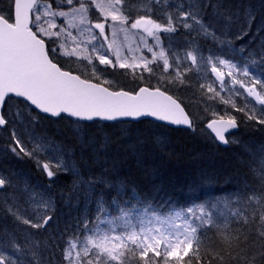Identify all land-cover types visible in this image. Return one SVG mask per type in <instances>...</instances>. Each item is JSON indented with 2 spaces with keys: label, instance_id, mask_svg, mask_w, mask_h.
<instances>
[{
  "label": "rangeland",
  "instance_id": "374dc122",
  "mask_svg": "<svg viewBox=\"0 0 264 264\" xmlns=\"http://www.w3.org/2000/svg\"><path fill=\"white\" fill-rule=\"evenodd\" d=\"M80 2H85V0H80ZM100 2L107 4L111 0H100ZM179 3H186V0H179L177 2H174V0H121L120 7L123 10V15L133 22L141 15H144L166 26L167 14H171L174 6ZM78 7V4H73V8ZM60 11L69 13V15L64 17L49 15V12L59 13ZM73 15H75L74 20ZM233 17L235 19L234 23H236L234 24L235 26L243 24V15L240 14L237 18L235 15ZM87 21V24L80 23L79 14L73 13L72 9L68 6L66 10H57L49 5V3L40 2L33 11V26L39 35L51 40L49 44L53 57L76 72L78 70L82 71L90 75V78L99 80L110 86L117 85L118 77L113 72H127L130 75H134L139 81L148 80L155 85L165 84V86L172 88L176 86L188 88L187 92L189 93L183 94V98L186 101H189L190 92H192L191 88H202L205 95H218L230 100V107L235 99H239L242 105H250V109L264 112V108L253 104L244 96L243 88L247 85L241 83L245 79L246 67L250 71L259 74L261 66L258 64L256 56L245 59L247 52L242 56L237 51L238 42L232 46L227 44L217 45L210 37L207 38L202 34L199 35L195 29L190 31L182 28L173 33H159L160 41L157 42L154 36H148L142 29H132L127 20L123 24L119 21L113 22L110 18L105 20L103 16H100L95 7L89 8ZM98 22L105 23V33L101 28L96 27V23ZM216 23L221 24L220 28L224 27L223 20H217ZM216 25L214 26V30L218 31L219 28ZM89 27L91 30L88 29ZM253 29L256 30V28L252 27L251 30ZM228 31H230V35L233 32L231 29H228ZM164 37L169 38L165 39ZM199 40H204V43ZM233 53L237 55V61L227 58L228 55ZM222 61L223 63H221ZM254 61L257 62L254 63ZM211 68L218 69L224 75L225 81L222 84L218 85L209 78ZM260 75L261 79L264 80V73ZM201 97L199 95L198 99ZM225 111V113L233 115L231 108ZM212 112L217 113V108L212 109L211 107L209 115ZM194 114L197 115L198 111L194 110ZM4 116L8 120V131L0 132V137L6 139L0 143V150L5 152L9 150L13 142L17 141L12 138L16 132V134L22 136L18 140L25 144L28 149L38 150L36 154L38 153L41 159L49 160L50 158L55 161L59 156H62L69 169L73 166V163L78 166L76 159L70 162L71 153L66 145L62 143L60 145L56 138V141L46 139L47 129L53 130L57 128L56 124L49 126L46 124V128L39 127L36 124L39 118L26 105L21 106L17 101L9 102ZM73 124L75 123L71 122L69 124L70 127ZM71 138L73 142L76 140L77 145L78 143H82L78 139L79 137L74 139L71 135ZM92 141H87L86 143H91ZM57 146H60V152L55 154ZM242 150L243 152L246 151L245 148ZM241 160L238 159L239 163L244 164V161ZM254 162L258 163L256 169L258 177H264V158L259 157ZM4 173L5 170L0 165V175L5 176ZM17 182L11 181L12 185L10 184L4 192L5 201L9 202L6 203H13L12 209L17 213L13 216L15 221L13 223L14 227H10V229L5 228L6 233L0 232V248L10 245L13 239L16 243L24 245L23 234L27 230L31 233V242L28 245H24L23 254L12 252L11 247L5 248L6 253H11L14 259L20 261V264H59L62 258L60 249L55 247V249L47 253V249L44 248L46 246L41 243V239L47 238L49 244H54L57 240H59L58 243H63L62 232L65 233L67 231L68 237L65 238H70L73 231H79L77 228L79 227L77 224L78 216L75 218V221L71 217L67 218L69 210L72 211L74 209L66 206L65 211L61 209V212L59 211L58 215L54 217L53 222L52 220L50 221L49 227L51 231L41 229L33 232L34 229H24V226L27 225L23 224V219H35L45 214L46 210L42 202L47 197L42 195L38 190H29L27 188L29 187L28 185ZM236 187L234 186V188ZM236 190H238V187ZM236 190L233 192L236 193ZM129 191L126 196L121 192L119 200L112 199L113 201H110L109 207L97 209L92 214V218L91 216L88 217L87 219L90 221V224L82 229L83 231H87L84 235H88V232L92 231L93 228L105 231L113 229L124 231L138 229L142 226L147 227L149 223L155 226L157 218L167 219L168 217L175 216L177 212H180L181 215L175 219L174 223L176 225H182L185 220H188V223L196 225L199 231L207 226H201L192 217V214L188 213L187 209L189 208L203 205L206 213L210 215L214 223H224L225 219H227V222L229 218L236 217L233 215V212L244 208L251 211L252 208H258L260 202L264 201V196H262L260 190L259 192L255 191V194L249 193L247 195L241 193L240 196L227 195L218 197L220 199L217 198L216 200L194 202L185 208L172 207L163 209L154 205L141 203L140 199L135 198V194ZM249 195H254L251 204L242 203L243 198ZM228 196H231V198ZM230 199L232 201L229 202V207L222 204L223 201H229ZM0 201L4 202L2 199ZM199 214V210L197 209L196 215ZM53 237L55 240L52 239ZM38 249H41L42 253L36 252ZM35 253L38 255L37 260L34 258ZM58 257L59 261L57 260Z\"/></svg>",
  "mask_w": 264,
  "mask_h": 264
},
{
  "label": "trees",
  "instance_id": "16d2710c",
  "mask_svg": "<svg viewBox=\"0 0 264 264\" xmlns=\"http://www.w3.org/2000/svg\"><path fill=\"white\" fill-rule=\"evenodd\" d=\"M228 1L231 2L232 7H227L223 3L224 1L222 3L226 8H231L232 13L239 11L244 16L245 8H249L254 13V28L260 23H264V0ZM213 2L215 1L213 0ZM0 13H3L7 18H11L12 0H0ZM216 21L213 20L215 25L217 24ZM234 22L233 17L231 24L234 25ZM237 45L240 47L239 44ZM257 45L245 44L244 46L252 49L251 51H259ZM51 58L54 60L53 57ZM56 62L60 64L58 61ZM120 73L124 72H113L118 77L115 87L129 91L134 90L133 87L138 82L137 78L131 76L132 80H127L126 78L129 76ZM82 76L90 78V75L84 73H82ZM123 76L126 78L124 79ZM92 80L98 81L96 79ZM161 89L176 97L192 118L196 117L198 121H193L191 129H172L149 120L111 124L75 122L70 127V121L67 118L60 117L57 120H52L31 110L39 118L36 123L39 127L46 128V124L47 126L56 124L57 128L47 129L46 139L49 141L58 139L60 145L61 143L66 145L71 153L69 160L71 162L74 159L77 160L81 173L86 177H105L108 181L107 186L103 181L91 183L87 186L86 191L82 189L72 193L71 201L65 202L71 190L70 186L73 180L71 173L61 172L49 181L33 159L27 156L19 159L10 150L6 153L0 150V165L5 169V175L12 182L14 180L18 181L17 183H24L29 186L27 187L29 190H38L42 195L46 194L45 197H51L55 204L53 219L59 211L61 212V209L65 211L66 206H70L74 210H69L67 218L71 217L74 221L77 216L78 221L90 216L92 218V214L97 209L109 207L112 199L119 200L120 193L122 192L126 196L128 190L135 191L143 204L154 205L163 209L184 208L194 202L216 200L218 197L227 195L240 196L241 193L248 195L249 193L255 194V191L259 192L261 190V177L257 175L258 163L254 161L259 157L264 158V125L250 126L252 122L243 119L244 113L240 109H250V105H242L239 99H235L230 107V100L218 95H205L202 88H191L192 92H190V96L188 95L189 101L183 98L184 93H189L187 92L188 88L176 86ZM199 95L202 97L198 99ZM17 102L21 106L24 105L21 101ZM211 107L212 109L217 108V114L219 115H223L226 109L231 108L233 116L240 121L238 131L234 134L236 140L225 147L216 144L204 129L203 124L210 116L208 113H210ZM194 110L198 111L197 115L194 114ZM77 128L81 129L84 134V140L78 145L76 140L73 142L71 138V135L74 139L78 138L75 131ZM105 137L108 141L107 147L101 148L100 145L104 143ZM2 139L0 137V141ZM86 139L87 141H93L86 143ZM243 148L246 149L245 152H243ZM96 154L101 157L98 164L95 162ZM35 158H39L41 164L49 161L44 158L41 159L38 153ZM238 159H242L244 164L239 163ZM49 183L51 186H49ZM234 186H237L238 190ZM243 186L245 189L242 188ZM119 190L121 191L119 192ZM235 190L237 192L233 193ZM228 197L231 198V196ZM1 199L4 202L0 201V215L2 217L0 219V232L6 233L5 228L14 227L13 216L15 215H13V212L15 211H9V208L13 207V203L8 204L9 202L5 201L4 193H0ZM8 219H10L9 223ZM238 220L237 217H234L229 222L227 221L228 228L222 229V232L217 234V238L219 239L223 235L243 239L242 234L245 232V226L242 224V220ZM208 227L210 226L202 228L199 232L205 231ZM28 228L31 229L24 226V229ZM33 232H37V230L34 229ZM58 241L49 244L47 238L41 239V243L46 246L44 248L47 249V253L55 247L60 249L62 242L58 243ZM36 252L42 253V250L38 249ZM34 258L38 259L37 253L34 254ZM57 260L59 261V257Z\"/></svg>",
  "mask_w": 264,
  "mask_h": 264
},
{
  "label": "snow or ice",
  "instance_id": "6c2138e0",
  "mask_svg": "<svg viewBox=\"0 0 264 264\" xmlns=\"http://www.w3.org/2000/svg\"><path fill=\"white\" fill-rule=\"evenodd\" d=\"M74 3L78 4L79 7L73 8ZM120 5L121 0H111L107 4L100 2V0H85V2L67 0V6L72 9L73 13L79 14L82 24L88 23V10L90 7H95L105 20L110 18L111 21H119L122 24L127 20L132 29H143L148 36H154L157 42L160 41L159 33H173L182 28L190 31L195 29L199 35L210 37L217 45L232 46L250 35L255 19L254 13L249 8H245L243 24L230 35L228 28L233 16L238 17L240 13L239 11L232 13L222 3V0H215V2L213 0H187L186 3L176 4L173 12L167 14L166 26L144 15L133 22L123 15ZM49 15L64 17L68 16L69 13L64 11L49 12ZM74 19L75 15H73ZM213 20H223L224 27L218 31L214 30ZM96 27L101 28L105 33V23L98 22ZM88 29L91 30L90 27ZM210 29L213 30L210 31ZM262 30H264V23L256 26L257 33L262 32ZM258 49L259 51H247V47L242 45L237 48V51L242 56L247 52L245 59L252 56L257 57L258 64L262 68L261 72L257 74L246 67L245 79L241 83L248 86L246 89L248 97H253L257 104L264 106V103L259 102L264 97V80L261 79L260 75L264 73V36L260 38ZM240 111L244 113L243 119L252 122V126L264 125V112L243 108ZM132 115H136V113H132ZM211 116L213 119L207 123V128L215 134L220 142L229 143L225 133L238 127L240 121L228 113L217 116L216 112H212ZM166 119L177 125L190 126L193 123L185 112L166 117ZM5 123L6 121L0 119V126ZM75 131L82 142L84 140L82 130L77 128ZM107 143V137H105L104 143H101L100 147L106 148ZM9 150L19 159H23L25 156L33 159L49 181L61 172H71L73 180L65 202L71 201L72 193L82 189L86 191L87 186L91 183L103 181L107 186L108 181L105 177H86L75 163L69 169L62 156H59L55 161L49 158V161L41 164L39 159L34 156L38 150L28 149L19 140L14 141ZM59 152L60 146H57L55 154ZM100 160L101 157L96 154L95 161L99 163ZM10 184L11 181L7 176L0 175V187H8ZM49 186H51L50 183ZM260 188L262 196H264V177H261ZM253 199L254 195L246 196L242 203L251 204ZM42 203L46 210L44 215L35 219H23L22 222L24 225L30 226L31 229L51 231L49 221L53 219L55 204L51 197H47ZM224 203L226 207H229V201L225 200ZM197 209L199 215H196ZM9 211L13 212V209L9 208ZM187 211L201 226L210 227L199 232L196 225L188 223V220H185L182 225H176L174 221L181 215L180 212H177L175 216L167 219L157 218L155 226L149 223L147 227L142 226L138 229L124 231L115 229L105 231L93 228L92 231L88 232V235H84L87 231L82 229L90 224V221L84 218L77 221L79 231H73L70 238H65L68 237L67 231L62 234L63 243L60 248L62 258L59 264H264V201L260 202L258 208H252L251 211L244 208L233 212V215L242 220L245 226V232L242 234L243 239L223 235L218 239L217 234L221 233L222 229L228 228L227 219L224 223H214L203 205H196ZM23 239L24 245H28L31 242V233L25 230ZM52 239L55 240L54 237ZM24 245L16 243L13 239L10 245H5V248L11 247L12 252L22 255ZM5 248H0V264H20V261L14 259L11 253H6Z\"/></svg>",
  "mask_w": 264,
  "mask_h": 264
},
{
  "label": "water",
  "instance_id": "95a60500",
  "mask_svg": "<svg viewBox=\"0 0 264 264\" xmlns=\"http://www.w3.org/2000/svg\"><path fill=\"white\" fill-rule=\"evenodd\" d=\"M34 1L14 0V26L0 19V119L5 98L13 96L24 100L40 114L53 118L64 115L86 122L147 119L172 127H191L166 119L182 112L188 114L175 98L162 90L142 86L135 92L113 91L52 63L44 43L29 29V11ZM211 73L219 83L223 82L224 77L216 69ZM246 89L244 92L248 96ZM259 102L264 103V100L261 98ZM217 141L221 146L226 145Z\"/></svg>",
  "mask_w": 264,
  "mask_h": 264
},
{
  "label": "bare ground",
  "instance_id": "6f19581e",
  "mask_svg": "<svg viewBox=\"0 0 264 264\" xmlns=\"http://www.w3.org/2000/svg\"><path fill=\"white\" fill-rule=\"evenodd\" d=\"M132 1H134V0H132ZM177 1H179V0H174V2H177ZM215 1V0H214ZM222 1H224L223 3L227 6V7H232L231 6V2H229L228 0H222ZM240 1V0H239ZM243 1V0H242ZM262 1V0H261ZM42 2L43 3H49V5H51L54 9H57V10H66L67 9V0H52V1H50V0H42ZM186 2H187V0H186ZM245 2H246V0H245ZM244 3V2H243ZM248 3V2H247ZM256 4V3H255ZM237 7V6H236ZM126 8H129V7H126ZM229 9V8H228ZM231 9V8H230ZM257 9V8H256ZM237 10V9H236ZM210 11V10H209ZM237 18V17H236ZM205 19H207V18H205ZM238 20V19H237ZM260 21V20H259ZM234 24H236V23H234ZM238 24V23H237ZM213 25L215 26V23H213ZM254 25V24H253ZM240 27V25L239 26H235V25H231V28H229V29H231V31H233V32H236V30L238 29ZM217 29V28H216ZM177 34H178V32H177ZM193 34H195V33H193ZM179 35V34H178ZM176 36V35H175ZM262 36H264V30H262V32H260V33H257L256 32V30H251V32H250V35L249 36H247V37H245L244 38V40L243 41H241V42H243V43H241V42H239L238 41V44H239V46H244L245 44L247 45V44H260V38L262 37ZM165 39H167V38H169V37H164ZM50 41L51 40H47V46H49L50 47ZM199 41H201L202 43H204V40H199ZM257 45V46H258ZM252 49H248L247 48V51H251ZM227 58L228 59H230V60H233V61H237L238 60V57H237V55L236 54H231V55H228L227 56ZM56 61H58V60H56ZM59 62V61H58ZM121 75H128L129 77H124V79L126 78L127 80L128 79H130V80H132V78H131V76H134V75H130V74H128L127 72H124V73H120ZM135 77V76H134ZM193 77V76H192ZM137 80V79H136ZM119 83V82H118ZM160 86H165V84H159ZM182 85V84H181ZM190 85V84H189ZM9 102H15V101H13V100H8V101H6L5 103H3V105H2V112H3V114H4V112H6V110H7V108H8V105H9ZM208 115H209V113H208ZM236 115V114H235ZM1 119H3L4 121H6V123L3 125V127H0V132H2V131H8V120H7V117H5V116H3ZM51 119V118H50ZM53 120V119H52ZM196 117L194 116L193 117V121L194 122H196ZM139 121H142V119L141 120H137V121H131V120H123V121H113V122H100V121H93V122H98V123H109V124H111V123H118V122H133V123H135V122H139ZM198 121V120H197ZM76 122H81V123H93V122H86V121H80V120H77ZM40 123V122H39ZM244 123V122H243ZM41 124V123H40ZM242 125V124H241ZM248 125V124H247ZM162 126H165V127H168V128H172V129H179V127H172V126H169V125H165V124H163ZM250 126H252V125H250ZM200 128V127H199ZM238 128H239V126H238ZM238 128L235 130V131H231V132H229L228 134H225L226 135V137L228 138V140L230 141L229 143H226V145H228V144H230V143H233L235 140H236V137H235V135L234 134H236V132L238 131ZM14 129V128H13ZM18 129V128H17ZM204 129L207 131V134L213 139V141L216 143V144H218V145H220L219 143H218V141H217V138H216V136L215 135H213L209 130H208V128H206V127H204ZM15 132V131H14ZM264 132V131H263ZM22 136H20V134H16V132H15V134H14V136H12V138L14 139V140H18V139H20ZM4 139V138H3ZM2 139V141H0V143H2L3 141H5V140H3ZM238 139V138H237ZM39 140V139H38ZM213 142V143H214ZM31 144V143H30ZM53 147V146H52ZM207 147V146H206ZM31 148V147H30ZM75 150V149H74ZM8 152V151H7ZM72 152V151H71ZM6 153V152H5ZM36 155V153L34 154V156ZM73 155V154H72ZM36 157H38V156H36ZM5 159V158H4ZM39 159V158H38ZM73 159V158H72ZM73 161V160H72ZM242 161V160H241ZM19 162V161H18ZM70 162H71V160H70ZM96 162V161H95ZM243 163V162H242ZM247 163V162H246ZM250 163V162H249ZM98 164V163H97ZM101 164H103V163H101ZM35 165V164H34ZM247 165H248V163H247ZM246 165V166H247ZM13 166V165H12ZM20 166V165H19ZM250 166V165H249ZM248 166V167H249ZM98 167H99V165H98ZM248 169V168H247ZM5 170V169H4ZM11 170V169H10ZM98 170V169H97ZM100 170V169H99ZM98 170V171H99ZM249 170V169H248ZM247 170V171H248ZM251 171H252V168L250 169V173H251ZM10 172V171H9ZM96 172V171H95ZM103 172V171H102ZM7 173V172H6ZM5 174V173H4ZM12 174V173H11ZM14 175V174H13ZM5 176H7V175H5ZM8 177V176H7ZM15 177V176H14ZM9 178V177H8ZM240 179H241V177H239ZM10 179V178H9ZM16 180V179H15ZM10 181H11V179H10ZM25 181V180H24ZM120 182H121V180H120ZM14 184V183H13ZM12 185V184H11ZM22 185V184H21ZM36 187V186H35ZM219 187V186H218ZM7 188L8 187H3V189L0 191V193L2 194V193H4L6 190H7ZM18 189V188H17ZM44 189V188H43ZM123 189V188H122ZM24 191V190H23ZM130 192V191H129ZM21 193V192H20ZM27 193V192H26ZM35 193V192H34ZM132 194H135L134 196H135V198H139L140 199V197L137 195V193L135 192V191H132L131 192ZM234 193V192H233ZM232 193V194H233ZM9 194V193H8ZM46 195V194H45ZM209 195V194H208ZM240 195V194H239ZM83 196V195H82ZM164 197V196H163ZM24 198V197H23ZM74 199V198H73ZM87 199V198H86ZM217 199V198H216ZM219 199V198H218ZM214 200V199H213ZM113 201V200H112ZM149 201V200H148ZM223 201V200H222ZM6 203V202H5ZM74 203H76V202H74ZM141 203H143V202H141ZM18 204V203H17ZM222 204H224L225 205V203H224V201L222 202ZM145 205H147V204H145ZM8 208V207H7ZM17 213V212H16ZM34 216V215H33ZM37 216V215H36ZM232 218H234V217H231V219ZM230 219V220H231ZM229 220V221H230ZM240 220V219H239ZM238 220V221H239ZM228 221V222H229ZM227 222V223H228ZM56 224V223H55ZM243 224V223H242ZM239 227V226H238ZM23 229V228H22ZM14 231V230H13ZM11 233V232H10ZM15 234V233H14ZM24 235V234H23ZM6 251V250H5ZM19 258V257H18ZM26 264V263H25ZM34 264V263H33Z\"/></svg>",
  "mask_w": 264,
  "mask_h": 264
}]
</instances>
